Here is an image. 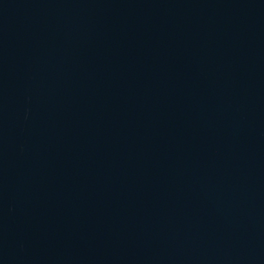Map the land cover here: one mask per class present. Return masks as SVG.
Listing matches in <instances>:
<instances>
[{"label":"water","instance_id":"obj_1","mask_svg":"<svg viewBox=\"0 0 264 264\" xmlns=\"http://www.w3.org/2000/svg\"><path fill=\"white\" fill-rule=\"evenodd\" d=\"M0 264H264V0H0Z\"/></svg>","mask_w":264,"mask_h":264}]
</instances>
